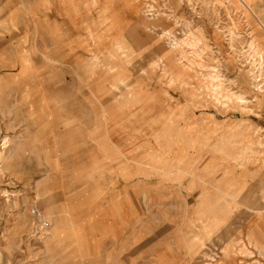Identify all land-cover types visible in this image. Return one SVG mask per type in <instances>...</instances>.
I'll use <instances>...</instances> for the list:
<instances>
[{"label": "rangeland", "instance_id": "1", "mask_svg": "<svg viewBox=\"0 0 264 264\" xmlns=\"http://www.w3.org/2000/svg\"><path fill=\"white\" fill-rule=\"evenodd\" d=\"M263 55L264 0H0V264H264Z\"/></svg>", "mask_w": 264, "mask_h": 264}, {"label": "crops", "instance_id": "2", "mask_svg": "<svg viewBox=\"0 0 264 264\" xmlns=\"http://www.w3.org/2000/svg\"><path fill=\"white\" fill-rule=\"evenodd\" d=\"M24 62V60H23ZM33 91H37L36 94L42 95L44 96L45 93H42L41 90H31L30 92ZM28 93H30L29 91H27ZM44 98V97H43ZM47 114L53 118H57L60 119L62 118V116H64V114L60 113L58 110H54L53 112H48L46 111ZM64 118H66L64 116ZM71 192V190L69 191V189H66V191L64 192V196H65V203H62L60 206H52L53 205V199L49 196V197H44V201H47L45 203H48V205H44V207L46 206V208L48 209L49 213V218H51L52 221V226L54 229H56L57 231H61L62 233H71V231H73V229L75 228H81L80 226H76L73 222H74V208L73 205H68L69 201L71 200V196H69V193ZM45 193V192H44ZM237 195V194H236ZM59 209V210H58ZM100 213V212H98ZM97 213V214H98ZM96 214V215H97ZM95 214L87 221L86 226L89 224L94 225V228H98L97 229V233H99V235H111L112 234V224L108 222V220H106V216L105 214H101V215H97ZM97 217H100L99 219H97ZM97 226V227H96ZM96 233V231L93 232V234Z\"/></svg>", "mask_w": 264, "mask_h": 264}, {"label": "bare ground", "instance_id": "3", "mask_svg": "<svg viewBox=\"0 0 264 264\" xmlns=\"http://www.w3.org/2000/svg\"><path fill=\"white\" fill-rule=\"evenodd\" d=\"M11 27H13V26H11ZM250 47L253 49L254 52H256L257 49H256V47H255L254 44L251 43V44H250ZM256 71H257V70L254 71V76L257 77ZM259 80H260V79H259ZM260 81H262V80H260ZM260 81H259V83H260ZM263 86H264V85H263ZM239 100H242V99H239ZM42 103H43V102H42ZM222 146H223V145H222ZM221 148H222V147H221ZM225 148H227V147H225ZM246 149H247V148H246ZM214 150H215V149H214ZM218 151H219V150H218ZM222 151H223V150H222ZM224 152H225V151H224ZM244 153H247V152H244ZM242 154H243V153H242ZM222 155H223V154H222ZM225 158H226V157H225ZM0 159H1V158H0ZM3 159H4V158H3ZM180 159H183V157L178 158V162H179ZM7 160H8V159H7ZM3 166H5V165H3ZM178 168H179V167H178ZM187 172H189V171H187ZM185 174H186V173H185ZM189 175H192V174L189 172ZM203 192H205V191H203ZM42 200H43L42 203H43L44 205H48V203H45V202H47V201H44V199H42ZM263 205H264V204H263ZM45 207H46V206H45ZM58 210H59V209H58ZM45 212H47V214L50 213V212L48 211V209H47ZM26 220H28L27 217H26ZM203 220H204V218H203ZM11 252H12V251H11ZM9 261H10V260H9Z\"/></svg>", "mask_w": 264, "mask_h": 264}, {"label": "built area", "instance_id": "4", "mask_svg": "<svg viewBox=\"0 0 264 264\" xmlns=\"http://www.w3.org/2000/svg\"><path fill=\"white\" fill-rule=\"evenodd\" d=\"M263 59H264V55H263ZM263 69H264V61H263ZM256 83V82H255Z\"/></svg>", "mask_w": 264, "mask_h": 264}]
</instances>
